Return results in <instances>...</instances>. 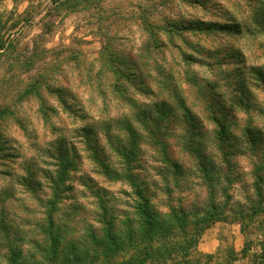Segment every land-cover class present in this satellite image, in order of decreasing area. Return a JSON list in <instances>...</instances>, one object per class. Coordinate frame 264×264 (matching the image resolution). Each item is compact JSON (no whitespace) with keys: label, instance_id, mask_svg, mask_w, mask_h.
Returning a JSON list of instances; mask_svg holds the SVG:
<instances>
[{"label":"rangeland","instance_id":"rangeland-1","mask_svg":"<svg viewBox=\"0 0 264 264\" xmlns=\"http://www.w3.org/2000/svg\"><path fill=\"white\" fill-rule=\"evenodd\" d=\"M53 1L0 0V264H52L38 242L54 191L49 176L57 169L51 152L58 141L76 152V167L62 187L55 215L69 226L64 249L70 242H91L90 230L101 227V203L120 217L132 215V188L99 171L81 129L92 128L108 162L123 171L124 160L107 132L126 143L129 137L119 122L129 119L145 134L138 112H153L156 104L171 107L168 139L183 161V172L177 176L165 167L154 144L140 143L133 171L155 207L167 211L168 204L182 203L191 210L207 198L199 167L181 150L188 136L182 104L197 124L198 145L201 141L217 167L232 169L228 208L247 205L254 190L244 129L261 131L264 138V85L257 76L259 69L264 71V0H97L76 11H56ZM142 19L151 25L143 26ZM43 73L45 85L64 87L69 106L44 85L40 98L34 87L27 92ZM127 73L129 79L123 77ZM217 102V111L229 114L235 152L230 170L215 147L217 126L208 117L209 105ZM43 104L53 109L47 116ZM30 166L37 183L33 191L26 180ZM235 217L227 209L226 221L219 222L242 231ZM246 226V253L236 252L233 240L226 238L210 258L198 246L192 248V260L264 264L259 220Z\"/></svg>","mask_w":264,"mask_h":264},{"label":"trees","instance_id":"trees-1","mask_svg":"<svg viewBox=\"0 0 264 264\" xmlns=\"http://www.w3.org/2000/svg\"><path fill=\"white\" fill-rule=\"evenodd\" d=\"M31 1V0H29ZM97 0H54L53 9L76 11L86 8ZM35 3V1H34ZM263 22L259 20V23ZM143 26H150L149 19H142ZM230 27V26H229ZM233 27V26H231ZM1 49V46H0ZM136 65V64H135ZM46 73V72H45ZM259 80L264 85V71H257ZM123 77L128 78V73ZM129 79V78H128ZM46 74H41L39 79L29 84L28 93L34 87L40 98V86H45L50 92L56 94L63 106H69V95L64 87L46 84ZM113 86H120L115 83ZM166 104V102H164ZM187 115V128L185 145L181 150L196 162L201 173L202 183L207 191V198L202 205L189 210L184 204H168L167 211L158 210L149 193L146 184L138 178L133 171V163L137 157L140 143L154 144L161 152V161L165 167H169L179 176L183 172V161L170 146V128L166 123L168 106L155 105V111L147 112L142 109L138 112V123L145 134H142L135 124L124 119L119 122V128L127 133L129 139L116 142L110 132H107L109 143L114 151L124 160L125 169L120 171L111 166L106 159L102 148L90 127L81 129V136L86 141L87 151L99 171L111 180H123L132 188L134 196L133 213L124 212L120 217L104 202L99 205V221L101 227L98 231L90 230L91 242L81 246L70 242L65 246L68 232V224H61L55 218L61 203L63 185L69 178L71 171L76 167V152L65 141H58L54 145L51 157L57 160V169L50 174L54 184L52 197L47 200V212L45 222L41 225L43 239L38 243V248L45 254V259L52 264H202L200 260H192V248L198 246L204 231L217 221H226L227 209L236 215L234 221L241 223L242 232L246 233V222L259 220V229L264 232V138L261 131L256 134L251 127L244 129V137L249 146V155L252 159V187L254 193L250 196L247 205L240 204L236 210L228 208L230 198L229 184L233 179L231 157L233 152V139L228 133L229 114L218 112L221 102L209 105V118L217 126L215 134V147L221 155V160L230 170L225 172L210 158L209 153L199 141L197 142L198 130L196 123L190 118V111L185 104L180 105ZM41 111L48 115L53 109L45 104ZM7 112H2L5 115ZM211 113V114H210ZM200 133V130H199ZM185 134V135H186ZM147 135V139L146 136ZM149 135V136H148ZM29 177H26L30 190L37 187L33 182L31 166L27 169ZM53 172V171H52ZM224 199V200H222ZM102 202V201H101ZM264 236V234H263ZM92 244V245H91ZM262 258H264V238L260 241ZM246 247L242 252L246 253ZM212 254H207L210 258Z\"/></svg>","mask_w":264,"mask_h":264},{"label":"crops","instance_id":"crops-1","mask_svg":"<svg viewBox=\"0 0 264 264\" xmlns=\"http://www.w3.org/2000/svg\"><path fill=\"white\" fill-rule=\"evenodd\" d=\"M229 238L233 240V248L236 252H241L244 247V235L241 229L235 224L217 221L207 228L198 244V251L203 254L214 255L221 245V241Z\"/></svg>","mask_w":264,"mask_h":264}]
</instances>
